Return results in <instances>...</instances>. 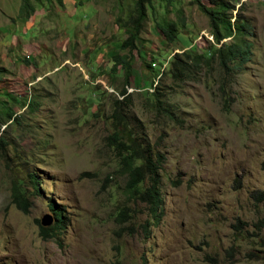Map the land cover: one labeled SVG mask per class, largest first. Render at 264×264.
<instances>
[{
    "label": "rangeland",
    "instance_id": "obj_1",
    "mask_svg": "<svg viewBox=\"0 0 264 264\" xmlns=\"http://www.w3.org/2000/svg\"><path fill=\"white\" fill-rule=\"evenodd\" d=\"M227 1L250 23L252 45L222 87L214 63L183 80L164 74L174 52L230 41L213 42L193 0H152L129 51L118 47L115 18L132 0H0V113L15 115L0 122V264H264V229L252 227L264 202L249 197L264 192V0ZM164 20L176 24L169 43L156 26ZM115 53L130 56L127 84L121 68L110 70ZM121 86L159 159L153 210L125 190L106 140ZM10 181L27 212L10 202ZM50 201L63 227L42 237Z\"/></svg>",
    "mask_w": 264,
    "mask_h": 264
},
{
    "label": "trees",
    "instance_id": "obj_2",
    "mask_svg": "<svg viewBox=\"0 0 264 264\" xmlns=\"http://www.w3.org/2000/svg\"><path fill=\"white\" fill-rule=\"evenodd\" d=\"M199 10L208 18L209 32L213 42L218 44L223 38L229 37L228 43L220 42L218 46L207 47L204 53H194L191 51L174 52L169 68L164 74L173 80H183L192 73L199 72L202 68L208 67L214 63L219 71L221 86H228L232 82L233 75L242 69L243 63L248 60L251 50L250 23L246 18L237 14L231 16L230 12L234 6L227 0H209L211 6L201 3L199 0H193ZM152 4V0H132L131 6L124 15H118L115 18L117 26L122 27L125 37L118 47L120 49L131 50L135 46V39L142 29L146 19V7ZM157 28L163 36L165 43L171 42L175 37L176 24L174 21L164 20L156 23ZM149 67V65H148ZM117 68L122 69L123 82L127 84L128 77L131 74L130 56L126 54L115 53L111 55L110 70L113 72ZM4 69L0 67V77ZM157 84V83H156ZM156 94L159 92L158 85H154ZM9 96L7 93H5ZM130 95L125 87L121 86L118 96L111 101V110L109 114L111 133L106 137L107 143L111 144L118 156L120 172L125 175L126 191H129L134 197L145 201L151 209L159 202L158 200V177L159 159L153 157V149L145 137L143 128L139 120L128 108ZM157 107L168 117H173V112L168 107H164L161 100L157 99ZM15 118L14 113L6 108L0 113V122L2 125L10 123ZM158 156V155H157ZM27 177L33 188V193L37 194L38 178L33 172H28ZM147 179L148 184L142 186L143 180ZM249 197L257 202H264V192L253 190ZM10 202L22 213L27 212L29 202L25 191L10 181ZM50 201L48 208L52 213L53 222L49 227L39 226V232L42 237L55 235L62 229V209ZM123 207L118 215L125 211ZM117 219V218H116ZM38 224V220H35ZM245 225L243 221L236 220L233 225L235 229H242ZM255 231L264 229V215L258 217L252 222ZM226 256L231 259L233 252L231 247L226 251ZM210 259V257H207ZM214 260V259H213ZM118 264V261L115 263Z\"/></svg>",
    "mask_w": 264,
    "mask_h": 264
},
{
    "label": "water",
    "instance_id": "obj_3",
    "mask_svg": "<svg viewBox=\"0 0 264 264\" xmlns=\"http://www.w3.org/2000/svg\"><path fill=\"white\" fill-rule=\"evenodd\" d=\"M49 222H50V219H49V217H48L47 215H43V216L40 217V219H39V223H40V225H43V226L48 225Z\"/></svg>",
    "mask_w": 264,
    "mask_h": 264
}]
</instances>
